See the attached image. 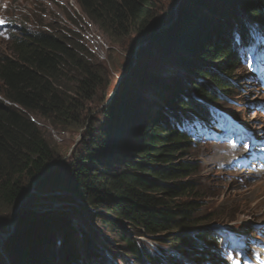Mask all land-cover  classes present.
Wrapping results in <instances>:
<instances>
[{
    "label": "trees",
    "instance_id": "16d2710c",
    "mask_svg": "<svg viewBox=\"0 0 264 264\" xmlns=\"http://www.w3.org/2000/svg\"><path fill=\"white\" fill-rule=\"evenodd\" d=\"M75 1L89 21L115 45L140 33L147 35L145 42L153 44L146 49L151 50L165 33L160 32L166 24L156 17L153 0ZM174 2V6L180 2L190 3V7L202 0ZM228 3L226 0L221 5ZM200 5L204 7L205 2ZM228 8L223 12L211 10V17L199 18V27L193 36L190 34L187 48L198 67L186 57L180 63L188 65L190 72L199 78L191 86L193 94L183 85L186 92L178 87L173 78L166 77L169 83L159 85L165 93L157 98L161 103L169 93L167 96L172 94L170 102L156 117L142 121L144 114L140 122L135 121L131 110L130 119L122 116L123 110L117 116L116 112L127 106L125 103L107 104L110 84L105 78V69L84 43L46 29L13 33L9 52L0 57V217L15 212L36 186L57 183L65 171L59 154L32 117L44 118L55 128L80 129L94 123L91 114L95 108L105 106L103 112L114 116L113 124L102 127L103 143L93 139L84 147L78 161L72 163L71 189L81 199L105 210L104 215L109 217L107 223L124 245L123 253L128 258L123 259L124 263L167 264L172 259L166 250L161 255L149 251L137 241L139 236L157 237L154 240L160 245L182 247L189 256L193 255L200 238H214L213 232L203 226L205 221L194 217L203 199L201 181L196 177L199 166L176 158L184 155V147L191 144L181 127L194 117L209 122L219 116L209 104L219 107L239 89V81L233 74L236 66L241 65L242 52L254 41L256 29L264 36V0H232ZM228 12L233 13L232 17ZM210 27L213 28L210 34L201 33L202 29L208 33ZM172 66L176 67L174 63ZM156 81L158 75H153L146 87L154 89L155 94L158 93ZM136 108L139 107L133 106ZM90 132L95 138L93 128ZM115 135L119 137L118 143L110 152L106 142ZM35 213L27 212V215L38 216ZM17 217L18 224L24 223V211L20 210ZM124 223L135 229L136 238L124 229ZM67 233L64 234V256L56 264H87L81 256L95 252L92 244L82 252L76 242L66 238L65 235L70 237ZM24 234L27 233L16 230L11 247L25 252L30 236ZM44 243L35 259L33 251L31 258L35 262L46 261L50 242ZM42 261L41 264H47ZM35 262L24 260L22 264ZM99 262L112 264L109 259ZM48 263L51 264L49 259Z\"/></svg>",
    "mask_w": 264,
    "mask_h": 264
},
{
    "label": "rangeland",
    "instance_id": "374dc122",
    "mask_svg": "<svg viewBox=\"0 0 264 264\" xmlns=\"http://www.w3.org/2000/svg\"><path fill=\"white\" fill-rule=\"evenodd\" d=\"M0 1L12 4L8 12L5 8H0V14L6 15L0 20V57L9 52L8 45L12 41V34H23L25 29H46L56 32L57 35L74 37L93 50L97 62L104 67L105 78L110 84L108 95L111 98L117 93L114 102L127 105L122 112L125 115L122 116L130 119L128 114L131 110L135 114V121L140 122L144 114L146 115L142 121L156 117L170 102L172 94L167 96L169 93L161 99V103L157 98L165 93L164 88L159 85L166 86L169 83L167 78L175 76L173 79L177 81L178 87L183 85L189 90L182 87L185 92L191 91L190 85L194 82L188 79H196L198 76L190 72L188 65L180 63L186 57L191 64L198 67L196 58L187 48L190 34L193 36L195 29L199 27V18L206 15L211 17V10L215 9L228 11L232 0L224 6L221 4L226 0H202L205 2L204 7L200 5L202 2L190 7V3L181 4V10L177 18L174 15L173 21H170V17L173 16L171 13L175 7L174 0H153L156 4V17L166 24L165 33L161 42L158 41L151 50L140 54L130 67L121 91L120 80L125 67L133 58L135 44L143 43L147 35L133 34L115 45L97 25L89 21L75 0ZM236 8L238 11L239 6ZM226 14L232 17L233 13ZM211 29L213 28L208 29V33L202 29L201 33L210 34ZM170 35L175 39L170 38L163 49H160L165 38ZM257 36L264 42L259 33ZM160 50L164 51L157 53ZM255 52V48L249 49L242 64L235 68L233 75L239 81L240 88L220 103L226 120L218 123L213 132L206 128L194 133L192 144L184 147V155L176 158L181 162H192L199 166L196 177L201 181L203 199L200 210L194 217L205 221L203 226L210 228L214 238H200L195 245L197 248L192 250L193 255L189 256L182 247L175 249L166 244L160 245L154 240L157 237L136 238L135 229L124 223V229L129 235L145 245L149 251L158 254L165 250L170 252L172 259H168L167 264H264V57L260 58L259 52L256 56ZM166 53L170 54L172 61L169 57L162 59ZM153 75H158V88L155 90L158 91L157 94L154 89L146 88L149 87L147 83L152 80ZM144 88L147 91L144 92ZM135 105L139 108L133 109ZM103 107L105 106L92 109L94 123H87L80 129L63 130L53 127L44 118L32 117L59 154L65 171L57 178V183L36 186L24 198L25 201L19 209L24 211V223L18 224V217H14L13 211L12 214L0 217V264H22L24 260L35 262L31 258L33 251L36 254L35 259L39 248L47 241L50 242V248L44 259L46 261L40 259L35 263L41 264L42 261L49 264V259L51 264H56L64 256L65 232L70 235H65L66 238L72 243L76 242L77 249L81 248L82 252L90 246L86 243L92 244V249L97 253L92 251L88 256L84 253L81 256L87 264H93L91 259L99 264L104 263L99 261L108 259L112 264H124L123 259H128L123 253L124 245L107 223L109 217L104 215L105 210L81 199L71 189L72 163L78 161L79 156L84 154V147L93 139L98 144L103 143L100 134L102 127L113 124L114 116L104 113ZM231 114L238 120H233ZM230 123L238 126V133L232 130ZM91 128L95 138L92 137ZM115 136L106 142L110 152H113L118 143L119 137ZM35 210L38 211V216L27 215V212L35 213ZM18 229L27 233L25 236H30L25 252L11 247L14 233ZM59 230H62V234H59Z\"/></svg>",
    "mask_w": 264,
    "mask_h": 264
},
{
    "label": "water",
    "instance_id": "95a60500",
    "mask_svg": "<svg viewBox=\"0 0 264 264\" xmlns=\"http://www.w3.org/2000/svg\"><path fill=\"white\" fill-rule=\"evenodd\" d=\"M180 10H181V4H180V2H178V4H175V7L173 8V10H172V18L170 17V19H171V21H173V18H174V15H176V18H177V16H178V13L180 12ZM176 22V21H175ZM175 24H177V23H175ZM164 30H165V28H163V30H161L160 32L162 33V31L164 32ZM146 41V40H145ZM143 42V43H141L140 45H138L135 49H134V55H133V58H132V60L131 61H129V63L127 64V67H126V69H125V72H124V74H123V76H122V78H121V80H120V86H119V91H121V89H122V86H123V84H124V81L126 80V77H127V73L129 72V69H130V67L138 60V58H139V56H140V54H142L144 51H146V49L148 48V46L149 45H153V44H151V42ZM169 41V37H167V38H165V41H164V43H163V45L162 46H164L167 42ZM158 42V41H157ZM160 42H161V40H160ZM161 46V47H162ZM160 47V48H161ZM119 93V92H118ZM117 96H118V94L117 93H115L113 96H111V98H110V100L108 101V103L107 104H111L116 98H117ZM122 110L123 109H120V110H118V112H116V114H117V116H119V115H121V112H122ZM22 204H19V206L15 209V218L17 217V214L19 213V209H20V206H21ZM35 214L37 215L38 214V211H36L35 210ZM210 229V228H209Z\"/></svg>",
    "mask_w": 264,
    "mask_h": 264
},
{
    "label": "clouds",
    "instance_id": "9594fccd",
    "mask_svg": "<svg viewBox=\"0 0 264 264\" xmlns=\"http://www.w3.org/2000/svg\"><path fill=\"white\" fill-rule=\"evenodd\" d=\"M2 7L5 8L7 10V12H8L11 9L12 4L11 3L6 4V2L2 1V2H0V8H2ZM5 17H6V15L0 14V20H3ZM14 33H16V32H14ZM196 79H199V78H196ZM196 79H193V81H191V82H194ZM190 86H192V85H190ZM190 93L193 94L192 90L190 91ZM209 105L213 106V107H216V106H214L212 104H209ZM219 108L223 109V106H219ZM102 264H106V262H104Z\"/></svg>",
    "mask_w": 264,
    "mask_h": 264
},
{
    "label": "bare ground",
    "instance_id": "6f19581e",
    "mask_svg": "<svg viewBox=\"0 0 264 264\" xmlns=\"http://www.w3.org/2000/svg\"><path fill=\"white\" fill-rule=\"evenodd\" d=\"M165 57H169V58H170L171 56H170L169 53H166V56H164V58H165ZM176 76H177V75H176ZM171 77H172V78H175V76H171ZM177 77H181V76L178 75ZM176 83H177V81H176ZM177 84H178V83H177ZM249 187H250V186H249ZM86 234H87V233H86ZM88 245H90V244L88 243ZM90 246H91V245H90ZM260 250H261V249H260ZM262 253H263V252H262ZM240 254H241V253H240ZM6 262H7V261H6ZM234 264H236V263H234Z\"/></svg>",
    "mask_w": 264,
    "mask_h": 264
}]
</instances>
